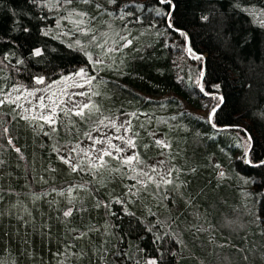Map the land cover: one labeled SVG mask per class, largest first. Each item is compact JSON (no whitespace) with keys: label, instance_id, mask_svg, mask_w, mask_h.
Returning a JSON list of instances; mask_svg holds the SVG:
<instances>
[{"label":"trees","instance_id":"obj_1","mask_svg":"<svg viewBox=\"0 0 264 264\" xmlns=\"http://www.w3.org/2000/svg\"><path fill=\"white\" fill-rule=\"evenodd\" d=\"M101 32L115 69L87 50ZM81 70L95 110L11 98ZM127 114L128 155L71 160ZM150 261L264 264V0H0V264Z\"/></svg>","mask_w":264,"mask_h":264},{"label":"rangeland","instance_id":"obj_2","mask_svg":"<svg viewBox=\"0 0 264 264\" xmlns=\"http://www.w3.org/2000/svg\"><path fill=\"white\" fill-rule=\"evenodd\" d=\"M116 34H106V32L99 33L93 42H89L87 50L90 53L93 48L96 51V54L101 56L104 59L96 58V61H99L98 64H94V68L99 70L104 63H107L106 66L108 69L117 68L119 60L115 61L109 58L117 55V49L113 47L108 40H112L113 36ZM182 59V55H180ZM101 63V64H100ZM86 78V79H85ZM88 78V82L92 83V87L95 91V98L91 101V97L94 92L87 90L88 87L85 85ZM73 84H66V82H54L46 84L44 86L38 87L35 90H23L16 89L13 90L11 98L18 100L26 111L34 114H42L44 116L51 117L53 115V109L56 103L60 101L69 104L75 109L81 110L84 108V105H89L88 110H95L98 107V100L102 90V80L101 78L93 79L92 75L84 77V74L79 72L75 77H73ZM82 93V94H81ZM21 95L22 102L17 96ZM129 114L124 116H119L115 118H110L103 120L96 130L92 131L90 135L84 138L77 146L72 147L73 159H71L70 152L64 154L65 158L79 162L80 160H85L89 164L98 166L103 163H106L107 159L105 157H112L113 154L122 153V156L128 155L131 151V145L128 143L131 141V135L128 130V120ZM244 147L247 144L245 138H243ZM101 141L100 143H94V141ZM120 149V151H117ZM104 152H110L111 155H103ZM150 169L154 171L155 176L163 179L168 173V165L163 159H155L150 166ZM155 169V170H153ZM206 226L203 224H198L196 227L198 230L204 229ZM198 236V234H195ZM208 236L207 234H202V237ZM208 249V245H206Z\"/></svg>","mask_w":264,"mask_h":264},{"label":"snow or ice","instance_id":"obj_3","mask_svg":"<svg viewBox=\"0 0 264 264\" xmlns=\"http://www.w3.org/2000/svg\"><path fill=\"white\" fill-rule=\"evenodd\" d=\"M113 2H114V0H113ZM161 3H171V0H161ZM170 15V14H169ZM206 19V18H205ZM169 27H172V25L171 24H169ZM182 35H183V33H181ZM130 43V42H129ZM36 54L37 55H39V51H37L36 52ZM81 73H83V70H81ZM42 81L41 80H37V83H41ZM82 94V93H81ZM84 108H87L88 107V105H84L83 106ZM215 111H216V109L214 108L213 109V112L211 113V114H209V121H211V119H212V116L215 114ZM84 113H83V111H78L77 113H76V115H83ZM43 119L46 121V122H50V123H54V121L52 120V118L51 117H43ZM249 139V141L251 140V137H249L248 138ZM101 141H94V143H100ZM130 145H131V141H129L128 142ZM157 144H161L162 142L161 141H157L156 142ZM117 151H120V149H117ZM103 155H111V153L110 152H104L103 153ZM134 159H136V160H138V158L137 157H129L127 160H125L124 161V163H126V164H130L131 162H132V160H134ZM66 163L68 162V161H65ZM73 170H76L75 168L73 169ZM153 170H155V169H153ZM166 183H171V181H166ZM70 213H68V212H66L65 213V215H69ZM149 264H155V261H150L149 262Z\"/></svg>","mask_w":264,"mask_h":264},{"label":"water","instance_id":"obj_4","mask_svg":"<svg viewBox=\"0 0 264 264\" xmlns=\"http://www.w3.org/2000/svg\"><path fill=\"white\" fill-rule=\"evenodd\" d=\"M186 43H187V45H188V41H186ZM195 56H196V54H195ZM201 72H202V68H201V70H200V74H201ZM200 84V83H199ZM214 108H216V107H214ZM213 108V109H214ZM213 109L210 111V113L209 114H211L212 112H213ZM212 120V119H211ZM215 127H217V128H221L220 126H215ZM246 132V131H245ZM248 138H249V136H248ZM249 143H250V141H249Z\"/></svg>","mask_w":264,"mask_h":264}]
</instances>
